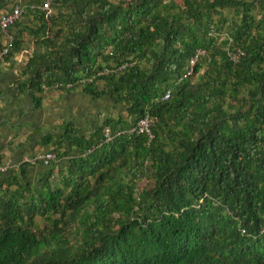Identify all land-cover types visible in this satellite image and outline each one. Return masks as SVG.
Listing matches in <instances>:
<instances>
[{
	"label": "trees",
	"instance_id": "16d2710c",
	"mask_svg": "<svg viewBox=\"0 0 264 264\" xmlns=\"http://www.w3.org/2000/svg\"><path fill=\"white\" fill-rule=\"evenodd\" d=\"M43 1L0 0L35 22L33 106L44 88L80 87L125 115L42 139L57 159L64 142L78 154L34 185L28 165L0 172V264H264V0H51L48 15ZM144 117L150 139L98 145L103 127Z\"/></svg>",
	"mask_w": 264,
	"mask_h": 264
},
{
	"label": "crops",
	"instance_id": "0c3cea01",
	"mask_svg": "<svg viewBox=\"0 0 264 264\" xmlns=\"http://www.w3.org/2000/svg\"><path fill=\"white\" fill-rule=\"evenodd\" d=\"M34 25L30 15L18 19L11 31L21 34L19 50L9 59L0 61V164H9L11 168L19 166L26 157L51 151L52 145L45 146L41 140L63 137L65 124L76 127L79 130L74 131L76 134L87 136L100 120L113 117L114 105L110 100L94 98L80 87L68 90L56 86L44 88L34 95L40 99V105L33 106L32 96L24 82L29 60L33 54L43 52L27 36L26 29H32ZM63 147L66 156L63 154L51 162L56 164L55 170L64 168L67 160L78 154L73 146L69 148L65 142ZM44 172L43 166H28L26 181L34 185Z\"/></svg>",
	"mask_w": 264,
	"mask_h": 264
},
{
	"label": "built area",
	"instance_id": "2783aa9c",
	"mask_svg": "<svg viewBox=\"0 0 264 264\" xmlns=\"http://www.w3.org/2000/svg\"><path fill=\"white\" fill-rule=\"evenodd\" d=\"M51 0H45L43 3L38 7V9L45 15L49 14V6H50ZM26 7H20V6H14L11 10V12H6L2 10L0 11V37L2 40V48L0 50V60L3 59L4 56L7 55L8 51L12 47V41H13V33L11 31V28L13 27L14 23L24 14ZM30 9H32V6H29ZM205 54V50H197L195 54L191 57L188 64L186 65L183 74L178 78L177 82H179L182 79H185L193 74L194 66L197 63L200 56H203ZM243 55V53L235 49L234 51L229 52V57L233 62H238L240 57ZM123 67H120L118 71L123 70ZM101 73V72H98ZM68 87H71L72 84H68ZM170 89H167L162 97L163 100L169 98L170 96ZM151 126V119L148 117H144L141 120L137 121L135 124L130 126L125 131H117L115 133H111L110 129L108 127H103L101 130V141L98 142V145L101 143H107L111 141L113 138L117 137L120 134L127 133V134H144L148 137V139L151 138L149 128ZM91 148L88 149L91 150ZM55 160L54 153L52 152H45L42 154H35L30 157H26L23 159V163H29L32 165L35 164H42L43 166H48L50 162ZM10 165L0 164V171L4 172L8 169Z\"/></svg>",
	"mask_w": 264,
	"mask_h": 264
},
{
	"label": "rangeland",
	"instance_id": "374dc122",
	"mask_svg": "<svg viewBox=\"0 0 264 264\" xmlns=\"http://www.w3.org/2000/svg\"><path fill=\"white\" fill-rule=\"evenodd\" d=\"M193 79V81L195 80V76L192 78ZM104 100H106V101H108L107 99H104ZM110 104H111V102H110ZM114 105V104H113ZM117 115H121V116H124L125 115V113L120 109H118V108H116V106H114V109H112V116L113 117H116ZM74 131L75 132H77V131H79L76 127H74ZM146 185V181H145V179H143V180H141L140 182H139V184H138V187L139 188H143L144 186ZM36 223L40 226V227H43V221L42 220H40V219H36Z\"/></svg>",
	"mask_w": 264,
	"mask_h": 264
},
{
	"label": "clouds",
	"instance_id": "9594fccd",
	"mask_svg": "<svg viewBox=\"0 0 264 264\" xmlns=\"http://www.w3.org/2000/svg\"><path fill=\"white\" fill-rule=\"evenodd\" d=\"M48 152H51V151H48ZM53 152V151H52ZM51 152V153H52ZM54 153V152H53ZM55 156V155H54ZM56 159V158H55ZM51 164V162L49 163V165ZM23 165H28V166H37V165H40V166H43L42 164H35V165H32V164H29V163H23V162H21L20 164H19V166H16V167H14V168H11L12 166H9L8 167V169L6 170V171H4V172H1V173H7V172H9V171H12V170H14V169H16V171L21 167V166H23ZM48 165V166H49ZM48 166H43V167H48Z\"/></svg>",
	"mask_w": 264,
	"mask_h": 264
}]
</instances>
